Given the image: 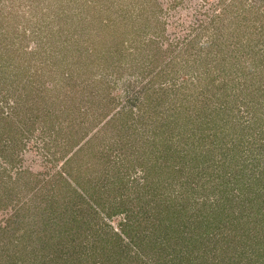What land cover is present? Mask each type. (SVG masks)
<instances>
[{"label": "rangeland", "instance_id": "1", "mask_svg": "<svg viewBox=\"0 0 264 264\" xmlns=\"http://www.w3.org/2000/svg\"><path fill=\"white\" fill-rule=\"evenodd\" d=\"M263 122L264 0H0V264H227L186 227L264 187Z\"/></svg>", "mask_w": 264, "mask_h": 264}, {"label": "trees", "instance_id": "2", "mask_svg": "<svg viewBox=\"0 0 264 264\" xmlns=\"http://www.w3.org/2000/svg\"><path fill=\"white\" fill-rule=\"evenodd\" d=\"M236 7V6H235ZM149 101V100H148ZM188 128V125H187ZM252 131V130H250ZM248 131L244 138L240 137L239 147L237 149L242 150L244 147L251 149L255 146V143L260 142L257 145L261 146L262 153L264 154V122L261 125V129L256 132ZM250 132V133H249ZM256 135L253 137V135ZM239 138V137H238ZM235 138L232 137L229 139V143H234ZM231 147V146H230ZM223 148V145L221 146ZM221 154L225 155L223 149H217ZM231 151V150H228ZM259 152V154H262ZM231 158V157H230ZM222 159V158H221ZM248 170V169H246ZM253 170H248V175H253ZM245 177V176H244ZM261 177H264V174L261 172ZM264 187L250 191L248 193L242 194L240 196V201L242 202L240 211L233 215L227 213L225 209L215 208L212 209L210 206V216L208 212H205L201 209L199 215H190V217H195L191 219V226L187 227L185 232L195 234L197 233V239H200L201 251H206V246L210 242V234H217L220 230L227 229L225 233H219L221 236L219 241L215 242L211 252L221 251L227 252L230 251V260H227V264H264ZM156 196V195H155ZM184 207H182L183 210ZM181 209L178 206L172 204H161L157 201L156 206L151 208V211L155 212L150 216L152 218L153 226L160 225L163 230L162 241L171 238H178L190 240L192 236L183 234L180 231H177L173 224V216L179 217L181 215ZM185 212L188 213L187 210ZM171 215H173L171 217ZM149 218V219H150ZM187 220V218H186ZM199 227L202 228V233H198L197 230ZM210 228V232H208ZM204 230V231H203ZM182 233V234H181ZM142 234V233H141ZM126 235L130 236L133 240V235L128 231ZM185 235V236H184ZM230 236L229 245L223 249H217L218 243H224L225 239ZM148 235H143L142 244L157 247V237L152 240H148ZM225 238V239H224ZM181 242V241H180ZM178 242V243H180ZM232 244V246H231ZM163 246V245H162ZM233 252V253H231ZM178 258L182 259L181 256L177 255ZM214 259L216 255L214 254ZM121 264H123L122 260ZM217 261V260H215ZM206 262V261H205ZM213 259L210 258V264H213Z\"/></svg>", "mask_w": 264, "mask_h": 264}]
</instances>
